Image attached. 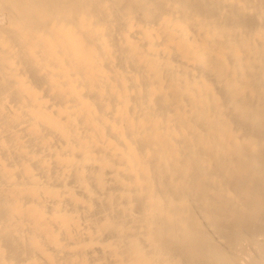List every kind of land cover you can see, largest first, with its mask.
I'll list each match as a JSON object with an SVG mask.
<instances>
[{
	"label": "bare ground",
	"instance_id": "bare-ground-1",
	"mask_svg": "<svg viewBox=\"0 0 264 264\" xmlns=\"http://www.w3.org/2000/svg\"><path fill=\"white\" fill-rule=\"evenodd\" d=\"M0 264H264V0H0Z\"/></svg>",
	"mask_w": 264,
	"mask_h": 264
}]
</instances>
